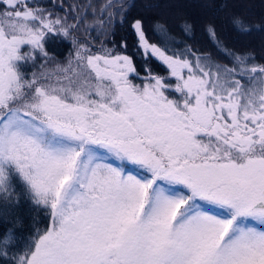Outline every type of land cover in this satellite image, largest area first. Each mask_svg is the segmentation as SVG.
Wrapping results in <instances>:
<instances>
[{
  "label": "snow or ice",
  "instance_id": "snow-or-ice-1",
  "mask_svg": "<svg viewBox=\"0 0 264 264\" xmlns=\"http://www.w3.org/2000/svg\"><path fill=\"white\" fill-rule=\"evenodd\" d=\"M0 5V264H264V55L236 54L214 20L216 54L188 20L179 42L161 24L153 42L128 0ZM24 203L48 221L26 237Z\"/></svg>",
  "mask_w": 264,
  "mask_h": 264
},
{
  "label": "trees",
  "instance_id": "trees-1",
  "mask_svg": "<svg viewBox=\"0 0 264 264\" xmlns=\"http://www.w3.org/2000/svg\"><path fill=\"white\" fill-rule=\"evenodd\" d=\"M42 6L52 7V0H36ZM65 4H69L72 0H64ZM129 4L134 5L130 9V17L142 16L145 26L153 42L163 43V40L156 34L157 24L164 25L168 30L170 37L179 42L184 38L180 25L183 21H193L196 24L194 36L190 43L197 47L201 52H212L216 54L213 44L209 41L207 35L203 31V25L214 20L220 30L221 37L236 52V54H244L246 52H254L257 57L264 55V31L253 30L250 34L241 35L233 29L230 18L234 14L244 15L246 19L252 22L259 21L264 24V0H241L238 4L229 0L228 7L221 9L222 0H128ZM3 8V5H0ZM63 13V9H56ZM116 39H126L131 45L134 42V36L128 28L127 23L117 25ZM46 50L49 55L55 57L56 60L63 62L69 55L71 44L68 40L57 35H50L45 41ZM179 46V43H177ZM222 62H229L225 56H219ZM41 61L38 59L34 67L31 63L23 65L26 73L38 70ZM142 61L137 59L139 67ZM152 70L159 74H166L163 65L155 60L152 62ZM143 71V69H141ZM175 95V93H171ZM19 190V186H17ZM20 216L22 224L16 228V232L26 237L34 227H45L47 217L43 210L35 213L31 210L28 203H24L20 208ZM35 217V222H33ZM10 223L0 221V233L5 232Z\"/></svg>",
  "mask_w": 264,
  "mask_h": 264
},
{
  "label": "rangeland",
  "instance_id": "rangeland-1",
  "mask_svg": "<svg viewBox=\"0 0 264 264\" xmlns=\"http://www.w3.org/2000/svg\"><path fill=\"white\" fill-rule=\"evenodd\" d=\"M0 9H2V8H0ZM22 70L26 73V71H25V67H24V66H22Z\"/></svg>",
  "mask_w": 264,
  "mask_h": 264
}]
</instances>
